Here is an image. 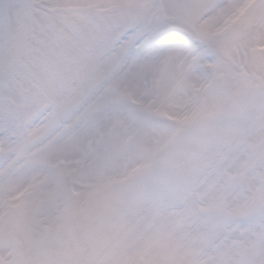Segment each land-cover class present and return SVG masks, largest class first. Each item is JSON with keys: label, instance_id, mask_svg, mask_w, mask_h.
Returning a JSON list of instances; mask_svg holds the SVG:
<instances>
[{"label": "snow or ice", "instance_id": "6c2138e0", "mask_svg": "<svg viewBox=\"0 0 264 264\" xmlns=\"http://www.w3.org/2000/svg\"><path fill=\"white\" fill-rule=\"evenodd\" d=\"M0 264H264V0H0Z\"/></svg>", "mask_w": 264, "mask_h": 264}]
</instances>
